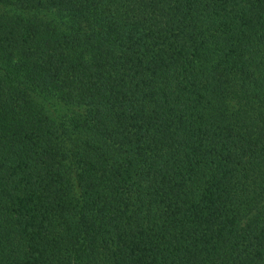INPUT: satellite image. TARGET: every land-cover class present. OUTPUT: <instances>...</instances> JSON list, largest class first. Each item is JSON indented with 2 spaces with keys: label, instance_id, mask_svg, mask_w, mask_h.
Returning <instances> with one entry per match:
<instances>
[{
  "label": "trees",
  "instance_id": "1",
  "mask_svg": "<svg viewBox=\"0 0 264 264\" xmlns=\"http://www.w3.org/2000/svg\"><path fill=\"white\" fill-rule=\"evenodd\" d=\"M10 3L0 264H264V0Z\"/></svg>",
  "mask_w": 264,
  "mask_h": 264
},
{
  "label": "rangeland",
  "instance_id": "2",
  "mask_svg": "<svg viewBox=\"0 0 264 264\" xmlns=\"http://www.w3.org/2000/svg\"><path fill=\"white\" fill-rule=\"evenodd\" d=\"M10 1L11 0H7V1H5V0H2V1H0V12L2 11V10H14V9H16V6L15 5H13L12 3H10ZM25 64H26V66H27V68H28V70H29V68H30V70L32 71V70H35V64L33 63V62H24ZM74 105H76L77 106V108H79V109H81V110H85V104L83 103V102H80V101H77Z\"/></svg>",
  "mask_w": 264,
  "mask_h": 264
}]
</instances>
